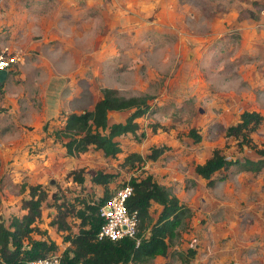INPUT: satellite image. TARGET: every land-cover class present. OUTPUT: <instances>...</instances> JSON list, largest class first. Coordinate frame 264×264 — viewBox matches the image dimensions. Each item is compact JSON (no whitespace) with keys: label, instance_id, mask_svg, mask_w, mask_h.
Masks as SVG:
<instances>
[{"label":"rangeland","instance_id":"obj_1","mask_svg":"<svg viewBox=\"0 0 264 264\" xmlns=\"http://www.w3.org/2000/svg\"><path fill=\"white\" fill-rule=\"evenodd\" d=\"M176 3V25L157 31L155 26L143 27L144 41L135 43H144V59L139 58L144 61L142 66L135 65L109 82L120 86L122 95L148 96L151 106L149 113L137 117V134L118 137L122 151L116 156L92 148L76 157L63 155L60 162L57 156L62 147L52 141V127L34 139L32 132L29 138L28 131L20 135L10 129L12 136L5 137L8 132L0 130V216L9 223L20 215L29 186L40 185L45 197L32 235L54 241L56 248L47 254H60L69 245L53 222L57 205L71 208L72 203L76 211L103 194V186L91 179L97 170L115 174L110 187L144 171L168 186L192 211L175 227L168 252L147 264H184L180 252L188 248L196 251L190 264H264V166L251 171L232 165L214 173L213 185L194 169L214 148L233 159L262 157L257 149L264 147V0ZM83 79L80 81L86 84L88 79ZM244 109L263 116L251 134L253 146L239 145L238 138L225 135L227 126L236 123ZM4 111L7 109L0 106V112ZM128 113L116 112L109 121L123 119ZM192 128L198 139L190 134ZM161 145L167 148L155 160L146 159L143 166H121L127 153L135 151L146 157L153 146ZM44 148L49 151L41 154L39 150ZM31 161L43 165L34 166ZM82 163L87 169L77 167L83 170L81 184L67 169ZM161 208L152 202V221ZM67 220L76 233L79 219L68 215Z\"/></svg>","mask_w":264,"mask_h":264},{"label":"crops","instance_id":"obj_2","mask_svg":"<svg viewBox=\"0 0 264 264\" xmlns=\"http://www.w3.org/2000/svg\"><path fill=\"white\" fill-rule=\"evenodd\" d=\"M176 4V0H0V51L8 46L22 58L0 82V106L7 109L0 112L1 132L15 129L17 134L28 131V137L32 132V139L40 138L49 126L61 127L69 112L92 108L102 97V87L118 90L120 86L109 82L144 62L139 60L144 59V43L135 44L144 41L143 27L155 26L157 31L176 25ZM158 38L152 35L153 40ZM82 77L88 79L86 84ZM116 112L121 113L110 111L109 116ZM11 136L8 132L5 137ZM61 147L59 161L63 155L76 157Z\"/></svg>","mask_w":264,"mask_h":264},{"label":"trees","instance_id":"obj_3","mask_svg":"<svg viewBox=\"0 0 264 264\" xmlns=\"http://www.w3.org/2000/svg\"><path fill=\"white\" fill-rule=\"evenodd\" d=\"M102 97L92 108L81 111H72L66 114L61 127L53 131V140L65 148L68 156H78L90 147L102 150L105 156L114 157L122 151L116 137L122 134H137L140 125L137 117L150 112L148 96L129 95L119 93L116 88L102 87ZM110 111H129L124 119L110 122ZM263 116L256 110L244 109L240 112L236 123L229 124L225 135L238 138L239 145L252 143L251 134L261 123ZM44 125V129H46ZM155 129V126H153ZM144 135L145 132L140 133ZM190 134L199 138L194 128ZM264 145V143H263ZM167 146H153L151 152L142 156L131 151L121 161V166H143L146 159L155 160ZM262 155L257 159H233L222 153L220 148H214L203 162L195 163V172L207 180L208 185L216 182L215 172L228 169L236 165L239 170L258 171L264 166V147L257 149ZM137 164V165H136ZM82 168V167H81ZM83 169V168H82ZM70 169L76 182L84 183L83 170ZM222 178V176H221ZM92 181L101 184L103 194L92 201H86L81 208L73 211L72 207L58 204L54 223L69 245L59 254L61 264H147L156 255L168 252L170 239L175 227L189 218L191 208L181 202L178 196L166 185L156 181L150 173H139L128 179L133 186V192L128 197L126 205L129 211L136 210L138 215V230L136 238L125 237L118 240L98 239L100 218L97 215L99 206L117 188L110 187L115 174L97 170ZM126 183L124 181L122 184ZM45 191L40 185L29 186V196L23 201V213L15 215L9 223L0 216V263L16 264L28 259L46 256L47 251L56 248L54 241L34 238L32 233L37 229V220L41 217V203ZM152 202L159 203L162 208L155 221H152L150 206ZM72 215L79 219L78 231L72 233L67 216ZM37 223V224H36ZM194 248L180 252L182 263L190 264L195 255Z\"/></svg>","mask_w":264,"mask_h":264},{"label":"built area","instance_id":"obj_4","mask_svg":"<svg viewBox=\"0 0 264 264\" xmlns=\"http://www.w3.org/2000/svg\"><path fill=\"white\" fill-rule=\"evenodd\" d=\"M18 51L5 46L0 52V69H7L21 61ZM133 186L126 183L119 185L99 206L97 215L101 222L96 233L98 239L118 240L125 237L136 238L138 230L137 211H129L126 205ZM139 243V238H136ZM16 264H61L59 254L28 259Z\"/></svg>","mask_w":264,"mask_h":264},{"label":"water","instance_id":"obj_5","mask_svg":"<svg viewBox=\"0 0 264 264\" xmlns=\"http://www.w3.org/2000/svg\"><path fill=\"white\" fill-rule=\"evenodd\" d=\"M7 69H0V82L4 80V78L7 76Z\"/></svg>","mask_w":264,"mask_h":264}]
</instances>
